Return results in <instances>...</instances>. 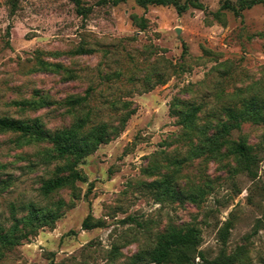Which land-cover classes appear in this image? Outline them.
I'll list each match as a JSON object with an SVG mask.
<instances>
[{
  "label": "rangeland",
  "instance_id": "obj_1",
  "mask_svg": "<svg viewBox=\"0 0 264 264\" xmlns=\"http://www.w3.org/2000/svg\"><path fill=\"white\" fill-rule=\"evenodd\" d=\"M199 1L179 13L136 0H19L16 9L0 0V117L40 118L54 130L73 121L61 101L87 90L98 121L120 126L133 110L79 162L86 179L48 195L49 145L0 132V231L34 209L56 216L19 245L0 242V264H156L148 252L171 225L200 230L192 264L235 251L234 264H264V122L231 134L254 148L249 173L234 155L193 156L171 111L175 98L197 103L198 122L218 125L226 106H264V3ZM80 45L93 51L74 53ZM41 96L50 103H15ZM89 214L103 225L84 228Z\"/></svg>",
  "mask_w": 264,
  "mask_h": 264
},
{
  "label": "trees",
  "instance_id": "obj_2",
  "mask_svg": "<svg viewBox=\"0 0 264 264\" xmlns=\"http://www.w3.org/2000/svg\"><path fill=\"white\" fill-rule=\"evenodd\" d=\"M121 0H115L119 2ZM140 5L148 4L169 5L173 4L179 13L187 10L190 6L202 7L199 0H136ZM242 7H250L256 3H264L263 0H243ZM14 9L17 8L19 0H10ZM92 48L80 45L73 52L87 53L92 52ZM43 65H49L48 62H42ZM58 66L57 64H52ZM154 86L152 85L151 88ZM90 90L84 95H70L61 103L67 111L73 115V121L65 126L50 130L40 118L19 119L12 117H0V132L17 133V140L22 145H31L46 143V151L43 154L44 161L47 164H53L54 167L49 172V176L41 182L40 191L44 195L53 193L66 186L75 187L77 180H85L86 177L78 168L79 162L95 151L98 146L109 141L113 136L119 134L132 113L120 116L119 124H112L109 121H98L92 117V110L88 108ZM16 104L42 106L50 103L45 97H39L38 100H25L15 102ZM129 102H125L127 105ZM180 105V106H179ZM172 112L179 117V124L185 132L186 139L191 145L193 156L206 155L207 157H222L225 155H234L238 167L241 171L251 173L256 161L253 146L245 138L233 140L231 138L234 129L241 128L245 121L254 123L264 122V106L255 99L246 100L240 107L226 106L224 108L227 120L220 121L218 125L212 122L200 124L199 113L202 106L190 101H183L175 98L171 105ZM5 180L0 179V189ZM40 209H34L29 214L17 219L8 232L0 231V242L4 246H15L22 243L30 233H33L39 225L47 222H54V212H39ZM130 219H134L131 217ZM83 227L86 229L102 226L101 219L94 218L89 214L83 221ZM230 229V222L222 230L223 240L226 241ZM201 242V232L195 226L177 227L169 226L160 234L155 247L148 252V261L156 264H192L197 256L198 246ZM199 255L205 259L204 254ZM241 252L235 251L230 254L222 252L209 264H234L239 260ZM207 261V260H206Z\"/></svg>",
  "mask_w": 264,
  "mask_h": 264
},
{
  "label": "water",
  "instance_id": "obj_3",
  "mask_svg": "<svg viewBox=\"0 0 264 264\" xmlns=\"http://www.w3.org/2000/svg\"><path fill=\"white\" fill-rule=\"evenodd\" d=\"M178 31H180V28H178Z\"/></svg>",
  "mask_w": 264,
  "mask_h": 264
}]
</instances>
